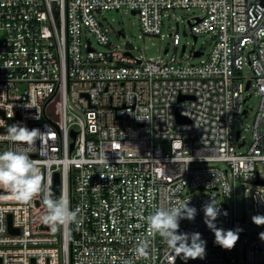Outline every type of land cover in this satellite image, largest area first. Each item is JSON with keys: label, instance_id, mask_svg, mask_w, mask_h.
Wrapping results in <instances>:
<instances>
[{"label": "built area", "instance_id": "2783aa9c", "mask_svg": "<svg viewBox=\"0 0 264 264\" xmlns=\"http://www.w3.org/2000/svg\"><path fill=\"white\" fill-rule=\"evenodd\" d=\"M123 8L144 36H164L169 10H201L188 19L191 34L209 35L212 49L199 62L90 41L84 50V34L110 47L103 12ZM170 38L177 49L180 34ZM245 66L253 77L244 82ZM252 91L260 101L245 149L238 117ZM12 125L38 136L12 141ZM8 150L26 152L42 183L28 202L0 198V264H172L148 218L188 200L197 214L181 232L215 243L203 211L213 200L217 227L239 239L175 264H264V230H243L264 215V0H0V153ZM56 173L77 217L54 229L43 217ZM141 241L146 256L137 255Z\"/></svg>", "mask_w": 264, "mask_h": 264}, {"label": "clouds", "instance_id": "9594fccd", "mask_svg": "<svg viewBox=\"0 0 264 264\" xmlns=\"http://www.w3.org/2000/svg\"><path fill=\"white\" fill-rule=\"evenodd\" d=\"M38 129L29 130L27 127L12 125L8 128L7 138L12 141H20L32 144L38 136ZM42 178L36 163L26 152L8 150L0 153V185L11 189L18 200L28 202L41 191ZM45 205L47 214L43 217L46 224L54 229L58 225L70 224L76 221L77 211L69 207L66 197H53L51 194L46 198ZM204 222L214 232L215 243L224 249L231 250L239 239L238 231L217 227L216 220L221 215L219 206L213 201L203 205ZM197 209L189 206V200L179 202L177 206L167 209H158L148 218L152 233H158L165 238L166 243L172 249L173 261L177 257L184 261L197 258L203 259L206 254V241L201 233H186L180 231V221L195 219ZM223 215L227 216L226 210ZM252 221L257 225H264V215H254ZM264 239V232L260 233ZM147 242L141 241L137 247V255H147Z\"/></svg>", "mask_w": 264, "mask_h": 264}, {"label": "rangeland", "instance_id": "374dc122", "mask_svg": "<svg viewBox=\"0 0 264 264\" xmlns=\"http://www.w3.org/2000/svg\"><path fill=\"white\" fill-rule=\"evenodd\" d=\"M199 14H201V10L195 8L189 10L181 8L169 10L164 17V26L162 30L164 36H144L140 27V19L138 15L133 14L132 11L125 8L119 10H106L103 12V15L106 17L105 25L109 30L111 42L110 47L99 44L94 35L84 34L83 48L86 50L85 45L90 41L93 44L92 46L99 51L107 52L113 48L121 51L129 49L134 56L143 57L145 59H156L159 57L170 58L172 55L176 54L179 58L183 57L191 62H199L201 59H205L212 49V41L209 35L200 36L196 42L191 34L188 19ZM177 22L179 23V28ZM174 32L180 34L181 44L177 49L170 38V34ZM183 45H186L185 52L182 51ZM167 48H169L170 51L168 54H165ZM194 48L202 49L205 52V55L202 58H195L193 56ZM242 74V81L244 82L253 77V72L248 66L244 67ZM259 101L258 96L253 93V96L249 98L246 103V106L249 108L248 115L238 117V128L242 130V136L247 140L245 149L251 145L253 140V123ZM0 198L17 199L10 188L0 190ZM239 214L243 217L242 211H239ZM243 230L249 232V235H251L252 232L264 230V226L248 223L243 226ZM217 247L218 246L215 243L206 241V252L214 251ZM178 264L182 263L180 262Z\"/></svg>", "mask_w": 264, "mask_h": 264}, {"label": "water", "instance_id": "95a60500", "mask_svg": "<svg viewBox=\"0 0 264 264\" xmlns=\"http://www.w3.org/2000/svg\"><path fill=\"white\" fill-rule=\"evenodd\" d=\"M197 38L195 37V40ZM185 49V48H183ZM201 52H196V55H200ZM250 86V83L248 84V87ZM179 121H188L186 120L184 117H179ZM237 136L239 137V132L237 133ZM52 194L54 197H60V194H61V181H60V174L59 173H56L55 175V184H54V187L52 189ZM9 220H10V225H11V216H9Z\"/></svg>", "mask_w": 264, "mask_h": 264}]
</instances>
